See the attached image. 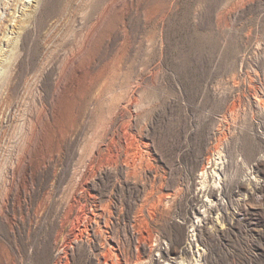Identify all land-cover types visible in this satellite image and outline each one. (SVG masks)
I'll use <instances>...</instances> for the list:
<instances>
[{
	"label": "rangeland",
	"instance_id": "1",
	"mask_svg": "<svg viewBox=\"0 0 264 264\" xmlns=\"http://www.w3.org/2000/svg\"><path fill=\"white\" fill-rule=\"evenodd\" d=\"M0 264H264V0H0Z\"/></svg>",
	"mask_w": 264,
	"mask_h": 264
},
{
	"label": "built area",
	"instance_id": "2",
	"mask_svg": "<svg viewBox=\"0 0 264 264\" xmlns=\"http://www.w3.org/2000/svg\"><path fill=\"white\" fill-rule=\"evenodd\" d=\"M189 234H194V236H195V233H194V227H190V228H188V235ZM163 248L162 249H167L168 247L165 245V244H163Z\"/></svg>",
	"mask_w": 264,
	"mask_h": 264
}]
</instances>
